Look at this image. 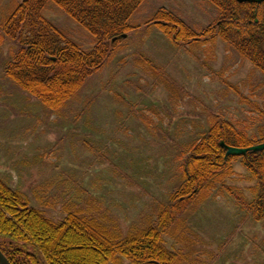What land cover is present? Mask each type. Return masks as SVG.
Segmentation results:
<instances>
[{
	"label": "rangeland",
	"instance_id": "1",
	"mask_svg": "<svg viewBox=\"0 0 264 264\" xmlns=\"http://www.w3.org/2000/svg\"><path fill=\"white\" fill-rule=\"evenodd\" d=\"M24 1L0 0V21ZM161 9L196 30L218 17L205 0H147L130 20L136 29L112 62L59 114L7 78L5 65L17 46L6 40L0 48V176L56 222L74 204L115 219L125 234L143 227L173 193L182 149L216 117L251 135L264 128V74L222 41L173 45L147 27ZM44 14L83 51L96 47L92 35L54 4ZM141 58L163 69L174 91ZM235 171L227 183L251 199L250 175L240 162ZM183 219L185 237L180 245L167 238V245L181 248L186 264H264V224L224 191L190 207Z\"/></svg>",
	"mask_w": 264,
	"mask_h": 264
},
{
	"label": "trees",
	"instance_id": "2",
	"mask_svg": "<svg viewBox=\"0 0 264 264\" xmlns=\"http://www.w3.org/2000/svg\"><path fill=\"white\" fill-rule=\"evenodd\" d=\"M146 1L25 0L0 21V48L6 40L17 46L5 65L7 78L50 113H61L88 80L112 62L135 31L130 20ZM205 1L218 12L216 22L207 28L196 30L165 9L147 27H155L177 47L222 41L264 74V0ZM50 4L92 35L96 43L92 51H83L45 17ZM140 64L167 91H174L163 69L147 58H141ZM222 142L242 149L264 144V128L251 135L237 123L216 117L182 149L175 189L155 220L127 234L115 219L87 213L74 204L65 206V217L56 222L31 207L26 196L0 176V250L11 264H186L185 252L169 247L167 238L180 245L188 232L184 214L215 191H224L254 222L264 224V151L227 156ZM236 162L253 181L251 199L227 183L236 173Z\"/></svg>",
	"mask_w": 264,
	"mask_h": 264
},
{
	"label": "water",
	"instance_id": "3",
	"mask_svg": "<svg viewBox=\"0 0 264 264\" xmlns=\"http://www.w3.org/2000/svg\"><path fill=\"white\" fill-rule=\"evenodd\" d=\"M251 1V0H239V2ZM263 0H254V2L261 3ZM126 36H124L125 38ZM221 147L226 150L227 156L242 157L246 156L249 152H261L264 151V144H260L248 149H242L237 147L227 146L224 142L221 143ZM0 264H11L7 257L0 250Z\"/></svg>",
	"mask_w": 264,
	"mask_h": 264
}]
</instances>
